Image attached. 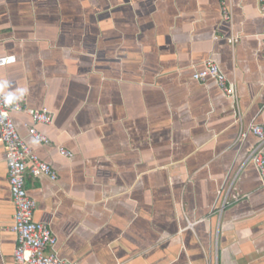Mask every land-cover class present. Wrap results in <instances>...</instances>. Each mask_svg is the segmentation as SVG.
<instances>
[{"label": "crops", "instance_id": "1", "mask_svg": "<svg viewBox=\"0 0 264 264\" xmlns=\"http://www.w3.org/2000/svg\"><path fill=\"white\" fill-rule=\"evenodd\" d=\"M4 56L17 61L0 69L3 92L55 116L37 126L49 144L29 136V114L14 121L58 173L26 187L63 260L264 264L258 138L240 137L264 126L259 0H0ZM207 60L236 98L193 79ZM14 216L0 131V264H15Z\"/></svg>", "mask_w": 264, "mask_h": 264}, {"label": "built area", "instance_id": "2", "mask_svg": "<svg viewBox=\"0 0 264 264\" xmlns=\"http://www.w3.org/2000/svg\"><path fill=\"white\" fill-rule=\"evenodd\" d=\"M260 11L264 17V0H259ZM226 20L231 19L227 9L224 10ZM239 38H230L229 43L235 45ZM17 61L15 56L0 57V69ZM193 79L205 82L213 79L221 90L229 97L236 98V90L228 82L227 77L214 60L204 62V69L197 71ZM0 84V131L1 140L7 152L9 182L15 205L14 225L12 231L17 236L15 264H75L63 260L56 248L58 239L50 226L35 220L37 202L29 195L26 187V177L31 173L34 177H45L57 182L58 173L53 166L43 161L29 146L26 139L19 133L14 121V114L26 113L33 120L26 123L29 136L42 144H49V139L37 129L38 125H53L54 114L46 108L31 110L26 107L24 98L7 104ZM258 138L257 146L251 151L250 159L256 164L264 187V126L254 124L248 132H241L243 140L249 134ZM58 151L65 158H73L70 150L59 146Z\"/></svg>", "mask_w": 264, "mask_h": 264}, {"label": "clouds", "instance_id": "3", "mask_svg": "<svg viewBox=\"0 0 264 264\" xmlns=\"http://www.w3.org/2000/svg\"><path fill=\"white\" fill-rule=\"evenodd\" d=\"M24 90H20L21 95L23 94ZM20 99V96L16 95L15 93H9L6 97H5V101L7 104H12L14 101Z\"/></svg>", "mask_w": 264, "mask_h": 264}]
</instances>
